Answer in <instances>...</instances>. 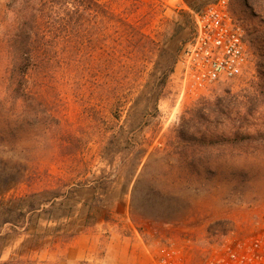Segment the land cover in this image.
<instances>
[{"label":"trees","instance_id":"16d2710c","mask_svg":"<svg viewBox=\"0 0 264 264\" xmlns=\"http://www.w3.org/2000/svg\"><path fill=\"white\" fill-rule=\"evenodd\" d=\"M4 11L8 23L0 34V56L7 58L0 79V204L7 202L9 218L4 223L10 229L24 227L11 216V208L22 205L26 194L7 193L22 184L39 186L35 177L43 176L41 170L49 182L40 190L52 187L56 176L51 165L42 168L44 158L71 159L64 168L74 170L85 162L89 139L100 144L102 155L130 162L120 171L128 186L122 195L130 190V198L105 199L103 193L112 189L105 186L107 176L91 183L81 171L75 177L59 175L65 184L74 180L78 187L73 193L95 191L83 229L102 217L108 220L120 203L132 214L139 207L146 218L171 222L173 212L163 205L179 198L178 186L197 188L221 157L264 155V113L257 116L264 104L263 75L245 88L247 116L262 120L246 132H207L210 124L230 118L231 104L201 101L171 129L163 146L151 148L153 139L141 135L159 118V100L181 51L170 46L174 33L145 32L110 0H8ZM74 64L78 66L72 72ZM67 92L81 109L83 121L77 127L66 124L61 114L62 94ZM59 190H51L50 198L36 208L62 197L64 191ZM137 201L141 204L136 206ZM20 215L25 217L26 211ZM78 231L69 233L68 241Z\"/></svg>","mask_w":264,"mask_h":264},{"label":"rangeland","instance_id":"374dc122","mask_svg":"<svg viewBox=\"0 0 264 264\" xmlns=\"http://www.w3.org/2000/svg\"><path fill=\"white\" fill-rule=\"evenodd\" d=\"M110 1L118 12L130 14V18L139 22L145 32L151 35L157 31H165L167 35L174 33L170 46L181 50L192 36L196 15L215 0ZM7 2L8 0H0V34L8 23L4 11ZM229 3L232 12L243 18L247 26L251 52L248 67L235 78L220 80L192 92L178 79L175 64L159 100V118L154 119L141 135L145 136L142 138L153 139L151 148L163 146L171 129L181 122L183 116H189L191 109L201 101H210L214 105L218 101L231 104L230 118L225 120L222 117L218 122L210 124L206 129L209 133L217 130L246 132L254 122L262 121L247 116L245 88L259 80L261 75L264 79V0H229ZM6 66L7 58L1 54L0 79L5 74ZM75 66L78 65L71 67L72 72L77 69ZM152 70L151 65L148 72ZM84 73L81 70V74ZM62 95L61 114L67 120L66 124L70 122L77 127L83 121L79 119L80 106L70 93ZM261 113H264V104H260L257 116H261ZM100 149L97 141L87 140L83 153L85 162L74 170L72 167L64 168L72 163L71 159L63 161L61 158H44L42 168L51 165V173L56 176L53 183H50L52 187L47 188L49 190H40L44 188L45 180L49 182L46 172L41 170L43 176L37 174L35 177L39 186L29 188L22 184L7 193L6 197L26 194V201L22 205L11 208V216L19 218L24 227L10 229L9 224L4 223L9 218L4 199L0 204V264H120V247L109 261L106 259L110 232L132 233L131 235H136L143 243L153 247L149 264H201L225 238H248L264 232V155L253 154L221 157L213 165L214 172L203 174L197 188L178 186L175 191L179 198L166 200L163 205L173 212L174 219L171 222L146 218L141 215L144 211L139 207L132 214L128 205L126 207L124 203H120L119 210L125 211L126 217H119L116 223L98 222L83 229L86 216L91 214L90 204L95 191L84 189L73 193L72 188L78 187L73 184L74 180L65 184V180L59 175L65 178L75 177L81 171L91 183L101 175L107 176L109 180L104 181L105 186H112V189L102 191L105 192V199L109 201L126 196L128 201L130 198V190L127 195H122L128 186L125 174L120 172L130 162L119 155L114 158L102 155ZM4 156L7 155L4 153ZM60 178L62 186L59 185ZM51 190L54 193L64 191V194L56 198L54 203L36 208L50 198ZM140 204L139 201L136 202V206ZM24 211L26 215L22 217L20 213ZM76 231L78 233L68 241L67 235ZM63 236L67 237L62 238ZM87 243L94 246L92 255L88 258H73V255L81 254L82 246Z\"/></svg>","mask_w":264,"mask_h":264},{"label":"built area","instance_id":"2783aa9c","mask_svg":"<svg viewBox=\"0 0 264 264\" xmlns=\"http://www.w3.org/2000/svg\"><path fill=\"white\" fill-rule=\"evenodd\" d=\"M247 31L229 0L210 2L196 15L192 36L179 53L176 72L182 85L197 92L243 74L251 61ZM201 264H264V232L225 238Z\"/></svg>","mask_w":264,"mask_h":264},{"label":"crops","instance_id":"0c3cea01","mask_svg":"<svg viewBox=\"0 0 264 264\" xmlns=\"http://www.w3.org/2000/svg\"><path fill=\"white\" fill-rule=\"evenodd\" d=\"M127 207V205H126ZM120 207L114 206L111 211V217L106 220L105 217H102L97 221L95 224L99 223H111L114 222L116 223L119 220V217H126L124 216L125 211H120ZM110 237V245L109 249L106 255L107 261L110 260V258L118 251L117 249L120 250V258L118 262L120 264H149L151 261V253L153 250V247L151 248L149 245L143 243L141 239L136 237V235H131V234H121V233H115V232H110L109 233ZM134 236V237H132ZM90 238V236H89ZM77 242V241H76ZM92 245H95L94 242H92ZM89 246V247H88ZM82 251L81 254L77 256V254L73 255V258L81 259V258H88L89 256L92 255V250L94 249V246H91L87 244H84L82 246ZM88 249V250H87Z\"/></svg>","mask_w":264,"mask_h":264}]
</instances>
